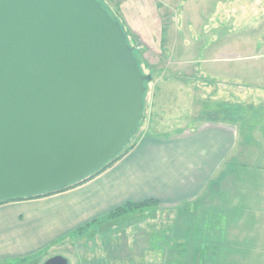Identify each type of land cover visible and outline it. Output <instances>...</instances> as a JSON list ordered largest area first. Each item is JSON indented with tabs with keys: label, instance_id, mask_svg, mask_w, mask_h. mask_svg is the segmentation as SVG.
<instances>
[{
	"label": "crops",
	"instance_id": "1",
	"mask_svg": "<svg viewBox=\"0 0 264 264\" xmlns=\"http://www.w3.org/2000/svg\"><path fill=\"white\" fill-rule=\"evenodd\" d=\"M144 3L116 8L125 21L134 15L133 43L161 54L164 30ZM166 63L151 125L122 158L76 187L0 205V264L49 249L75 264H263L249 260L264 255L262 79L246 82L226 66L203 81L190 63ZM182 122L195 126L166 131ZM128 203L140 206L110 216Z\"/></svg>",
	"mask_w": 264,
	"mask_h": 264
},
{
	"label": "water",
	"instance_id": "2",
	"mask_svg": "<svg viewBox=\"0 0 264 264\" xmlns=\"http://www.w3.org/2000/svg\"><path fill=\"white\" fill-rule=\"evenodd\" d=\"M151 79L97 0H0V203L58 192L117 158Z\"/></svg>",
	"mask_w": 264,
	"mask_h": 264
},
{
	"label": "rangeland",
	"instance_id": "3",
	"mask_svg": "<svg viewBox=\"0 0 264 264\" xmlns=\"http://www.w3.org/2000/svg\"><path fill=\"white\" fill-rule=\"evenodd\" d=\"M121 1L123 0H109L110 4L106 0L107 5L110 4V9L123 20L131 34L132 42H136L137 38L128 26L134 15L128 16L125 21L114 6ZM148 2L149 5L144 3L143 9L152 11L148 18H152L151 13L154 14V10L157 11L158 23L164 30L160 36L163 40L159 48L161 54H154L157 49L149 50L152 53L138 51L141 70L145 75H150L152 80L147 84L141 126L130 144L151 125L148 121L153 117V109L155 105L160 104L157 97L159 87L165 84L169 69L171 70L166 60L178 59L190 63L186 65L189 70L195 74L194 70L205 74L203 81L210 80L211 72L222 74L224 67L227 66L226 72L231 71L235 77L253 84L257 79H262L264 84V0H148ZM175 29L179 30L176 32ZM167 41L170 43L169 47L165 45ZM154 61H156L154 65L150 64ZM194 126L195 123L182 122L179 127L175 125L166 131L172 132ZM56 252L61 254L60 257L67 258L71 264H75L77 256L72 257L58 249H49L39 257L25 261L12 260L9 264H43L46 260L59 256ZM258 258H261L264 264V255L250 256L249 260L254 261ZM94 264H113V260L108 259Z\"/></svg>",
	"mask_w": 264,
	"mask_h": 264
},
{
	"label": "trees",
	"instance_id": "4",
	"mask_svg": "<svg viewBox=\"0 0 264 264\" xmlns=\"http://www.w3.org/2000/svg\"><path fill=\"white\" fill-rule=\"evenodd\" d=\"M97 1L101 3V5L103 6V8H104V9L110 14V16H111L115 21H118V22L120 23L121 28H122V30L124 31L125 35H126L127 43L130 45V47H132L133 52H134V57L136 58V61L138 62L139 67L141 68V66H140V62H139V59H138L139 52L136 50V48H135V44L132 42V40H131V38H130V37H131V34H130V32L126 29L123 20L120 18V16L116 15V13H114V12L110 9V4H111V3L109 2V0H107V1L110 3L109 6L107 5L106 0H97ZM119 3H120V2H118V3H116V4H119ZM112 4H113V3H112ZM116 4H114L115 7H116ZM149 76H150V75H149ZM150 77H151V76H150ZM151 78H152V77H151ZM147 84H148V83L145 84L146 90H147ZM144 98H145V95H144ZM143 111H144V109H143ZM142 119H143V118H142ZM141 122H142V120H141L140 123H139L138 129H139V127L141 126ZM137 131H138V130H137ZM136 133H137V132H136ZM136 133H135V134H136ZM135 134L132 135L131 139L133 138V136H135ZM131 139H130V141H131ZM135 139H136V138H135ZM134 145H135V140H134V142H133L132 144H130V142H129L128 145H127V146L125 147V149L123 150V152H122L119 156H117V158H115L112 162H110L109 164H107L103 169H101V170H99V171L93 173L92 175H90L88 178H86V179L83 180L82 182H79V183H77V184H75V185H73V186H71V187H68V188L62 189V190H60V191H58V192L65 191V190L70 189V188H72V187H76V186H78V185H80V184H83V183H85V182L91 180L92 178L96 177L97 175L101 174V173L104 172L106 169H108L110 166H112L115 162H117L120 158H122V156H123L124 154H126L127 152H129V150H131V149L134 147ZM58 192H55V193H58ZM55 193H51V194H55ZM51 194H47V195H45V196H48V195H51ZM40 197H44V196H40ZM40 197H33V198H28V199H16V200H12V201L29 200V199H35V198H40ZM7 202H11V201H7ZM4 203H6V202H2V203H0V204H4ZM139 206H140V205H136V204L128 203V204L124 205L123 207L118 208V209H117L116 211H114L113 213H111L110 216H111V217L120 216L121 214H124V213H126L127 211H129L130 209L138 208ZM30 258H34V257H26V258H23V259H21V260L25 261V260H28V259H30Z\"/></svg>",
	"mask_w": 264,
	"mask_h": 264
},
{
	"label": "built area",
	"instance_id": "5",
	"mask_svg": "<svg viewBox=\"0 0 264 264\" xmlns=\"http://www.w3.org/2000/svg\"><path fill=\"white\" fill-rule=\"evenodd\" d=\"M136 50H137V51H140V50H141V47L137 46V47H136Z\"/></svg>",
	"mask_w": 264,
	"mask_h": 264
}]
</instances>
